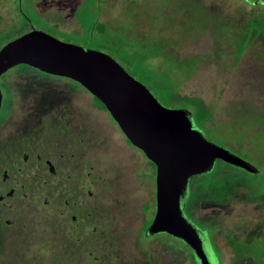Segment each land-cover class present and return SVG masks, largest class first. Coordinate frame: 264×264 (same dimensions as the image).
<instances>
[{"label":"rangeland","instance_id":"obj_1","mask_svg":"<svg viewBox=\"0 0 264 264\" xmlns=\"http://www.w3.org/2000/svg\"><path fill=\"white\" fill-rule=\"evenodd\" d=\"M92 1L0 0L7 39L0 43L34 28L103 51L161 104L188 109L194 128L257 171L249 174L215 161L209 173L190 180L184 215L205 233L218 264H264V5L253 0H104L99 19L108 21L107 33L90 36ZM109 33L120 39L126 56L138 59L139 70L107 49ZM163 88L200 98L212 112L210 121L196 124L191 108L167 101ZM0 91V143L18 131L14 125L20 120L23 126L27 104L41 96L76 108L78 120L95 130L91 140L71 139L74 156L60 161L73 195L64 196L77 202L73 213L80 223L79 244L62 252L63 264H194L181 241L166 234L143 237L140 230L154 211V170L87 91L26 65L4 73ZM46 141L50 137L36 143L45 147ZM63 146L57 149H67ZM16 177L37 199L24 257L43 264L44 253L35 244L43 237V179L27 171Z\"/></svg>","mask_w":264,"mask_h":264},{"label":"water","instance_id":"obj_2","mask_svg":"<svg viewBox=\"0 0 264 264\" xmlns=\"http://www.w3.org/2000/svg\"><path fill=\"white\" fill-rule=\"evenodd\" d=\"M20 64L71 79L102 104L129 144L154 167V211L143 236L166 234L184 243L196 264H213L205 233L183 212L190 180L209 173L215 161L249 174L256 167L209 141L193 127L188 109L161 104L103 51L31 28L0 46V75Z\"/></svg>","mask_w":264,"mask_h":264},{"label":"flooded vegetation","instance_id":"obj_3","mask_svg":"<svg viewBox=\"0 0 264 264\" xmlns=\"http://www.w3.org/2000/svg\"><path fill=\"white\" fill-rule=\"evenodd\" d=\"M258 1L253 0L252 3ZM259 3L264 5L263 1ZM0 94L2 101L1 91ZM91 97L94 99L92 95ZM90 104L96 107L94 103ZM27 110L28 118L23 126L20 120L19 125H14L18 127V131L12 136L11 134L6 136V140L0 143V264H30L24 255L32 242L30 212L32 204L37 205V199L30 197L31 187L19 183L16 177V174L26 171L33 175L38 174L39 180L43 179L39 190L45 191L40 204L43 210L41 220L43 237L35 244L41 253H44L43 264H63L65 256L62 252L79 244L77 232L80 223L73 213L77 202L65 197L72 198L73 195L70 194L71 188L68 187L69 175L63 177L66 166L61 165L60 161L74 156L71 139L77 142L91 140L95 130L88 122L78 120L76 108L66 107V103L58 102L51 97H39L33 105L27 104ZM48 137L50 141H46V148L36 143L37 140ZM59 146L67 149L58 150ZM69 264L75 262L71 261Z\"/></svg>","mask_w":264,"mask_h":264},{"label":"trees","instance_id":"obj_4","mask_svg":"<svg viewBox=\"0 0 264 264\" xmlns=\"http://www.w3.org/2000/svg\"><path fill=\"white\" fill-rule=\"evenodd\" d=\"M64 1L65 0H61V5H62V3L65 4ZM103 2H104V0H93L92 1L91 11H92L93 15L90 16L91 17V22L86 25L88 27L87 31L89 33H91L90 36L93 35L94 32L96 34H100V33H103V32L107 33L108 21H106V20L101 21L99 19V13H100V9H101V6H102L101 4ZM55 8L59 10V8H57V7H55ZM39 13L40 12H37V14H39ZM3 24H4V15L0 14V41H2V43L4 42V39H5V35H4L3 32H4V29H6V28L3 27ZM111 34H110L108 39L105 38L106 39L105 42H106L107 49H110L111 52H113L115 55L120 57L126 64L131 65L133 69L139 70L136 67V63L138 62V59L136 57L134 58V57L126 56V54L124 53V50H123V48L121 46L120 39L116 35H114V34L111 35ZM10 39H8V40H10ZM5 40H7V39H5ZM2 43H0V46L2 45ZM163 91L165 92V97H166L167 101L168 100H171V101H176L177 100V102H182L185 105H187L188 108H191V110L195 114V123L196 124L202 125L206 121L207 122L210 121V119L212 117V112L209 110V108L206 106V104L200 98H195L192 95L188 96V97L187 96H177V95L172 94L169 90H165V89ZM94 100L96 101L97 105H99L100 107H103L102 104L96 98H94ZM242 158H244V157H242ZM148 163L152 167V171H153L154 170L153 164L150 161H148ZM262 165L264 166V164H262ZM251 177H254V176L251 175ZM150 219L148 221H150ZM144 229H143V231H144ZM140 231L143 232L142 230H140ZM158 235H160V234H158ZM206 239H207V237H206ZM207 242H208V239H207ZM207 248H208V253H209V256H210L213 264H218L217 256L213 252V250L211 249L209 244L207 245ZM187 256H188V258L191 261H193L194 264H196V262H195V260H194V258H193V256H192L190 251L188 252Z\"/></svg>","mask_w":264,"mask_h":264}]
</instances>
